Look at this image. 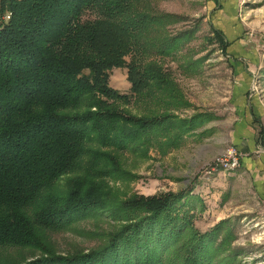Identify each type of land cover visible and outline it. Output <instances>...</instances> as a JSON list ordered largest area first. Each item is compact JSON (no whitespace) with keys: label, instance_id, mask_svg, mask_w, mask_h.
Here are the masks:
<instances>
[{"label":"trees","instance_id":"obj_1","mask_svg":"<svg viewBox=\"0 0 264 264\" xmlns=\"http://www.w3.org/2000/svg\"><path fill=\"white\" fill-rule=\"evenodd\" d=\"M178 19L152 0H0V247L40 252L21 264H214L219 225L195 227L191 189L121 197L107 180L127 173L119 150L174 128L173 145L210 118L120 107L157 93L163 109L180 101L158 62L186 35L168 32ZM214 34L226 48L223 34ZM120 67L129 94L110 85ZM94 212L124 223L100 246L55 253L49 233ZM173 247L175 259L163 260Z\"/></svg>","mask_w":264,"mask_h":264},{"label":"rangeland","instance_id":"obj_2","mask_svg":"<svg viewBox=\"0 0 264 264\" xmlns=\"http://www.w3.org/2000/svg\"><path fill=\"white\" fill-rule=\"evenodd\" d=\"M152 3L180 16L167 25L169 33L186 32L171 56L158 58L180 101L163 109L154 98L157 93L139 100L131 97L120 107L134 115L167 112L173 120L206 113L210 120L179 134L173 145L168 140L174 138V128L166 138L153 130L147 144L115 151L127 173L107 178L109 185L121 197L191 189L195 227L206 232L219 225L212 262L264 264V0ZM214 29L223 34L226 48ZM110 85L130 93L126 67L112 70ZM230 146L238 151V165L226 170L219 160ZM123 223L94 212L51 231L48 239L55 253L73 254L100 246L107 233ZM223 239L225 247H218ZM174 250L163 260L175 259ZM39 254L29 248L0 247V264H21Z\"/></svg>","mask_w":264,"mask_h":264},{"label":"built area","instance_id":"obj_3","mask_svg":"<svg viewBox=\"0 0 264 264\" xmlns=\"http://www.w3.org/2000/svg\"><path fill=\"white\" fill-rule=\"evenodd\" d=\"M220 165L226 170L234 169L238 165V151L234 146L226 149L225 157L219 160Z\"/></svg>","mask_w":264,"mask_h":264},{"label":"crops","instance_id":"obj_4","mask_svg":"<svg viewBox=\"0 0 264 264\" xmlns=\"http://www.w3.org/2000/svg\"><path fill=\"white\" fill-rule=\"evenodd\" d=\"M208 120H210V118H209ZM206 121H207V120H206Z\"/></svg>","mask_w":264,"mask_h":264}]
</instances>
